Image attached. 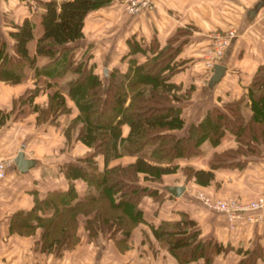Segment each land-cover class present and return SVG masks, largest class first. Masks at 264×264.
I'll use <instances>...</instances> for the list:
<instances>
[{"label": "crops", "instance_id": "0c3cea01", "mask_svg": "<svg viewBox=\"0 0 264 264\" xmlns=\"http://www.w3.org/2000/svg\"><path fill=\"white\" fill-rule=\"evenodd\" d=\"M7 1L8 4L0 0L1 14L6 10L11 13L17 10L16 14L24 11L23 5L20 8L17 7L19 3L14 6L15 0ZM24 17L29 14L22 13L15 22L20 23ZM178 27L185 28L188 34L182 37L184 42L174 58L182 63V68L169 81L179 86L181 93L187 92L179 104L184 121L181 132L191 122H198L211 107L246 92L257 66L264 62V0H155L151 10L134 14L128 13L119 0H111L86 14L82 36L71 44L76 47L79 58L94 65L95 73L98 74L99 66L102 72L106 68V75L99 74L101 78L116 70L119 80L131 61L141 63L151 55L148 50L130 52L127 39L132 38L140 47L155 39L162 46ZM13 29L6 22H0L4 38ZM227 29H233L234 35L216 62L222 71L218 78H213V67L205 65V51L212 34ZM37 65L41 66L38 60ZM28 75L15 84L0 81V155L11 160L5 177L0 179V264H180L165 246L158 243L152 227L162 220H178L181 213L196 222L199 238H212L231 247L226 253L216 255L209 264H236L254 247L260 253L255 264H264V209L256 221L242 220L231 225L223 213L205 207L192 196L195 190L212 197H235L241 201L264 195V150L257 156H241L239 160L243 166L213 169L214 177L206 185L196 183L194 178L186 180L180 172L184 166L208 170L200 156L174 159L172 163L178 167L176 172L163 174L161 183L145 180L140 174V183L158 188L162 199L155 201L151 196L142 197L138 206L143 221L126 239L120 229L113 236L100 232L90 237L84 223L91 214L82 213L77 215L78 242L59 254L51 249H40V227L29 235L10 232L11 216L16 211L31 209L34 195L43 198L49 191H64L71 181L77 197H85L87 185L84 180L66 178L62 166L92 152V147L76 139V131L70 133L69 140L64 135L65 120L68 123L78 113L69 97H66V104L70 111L59 115L56 124L37 122L36 112L17 113L18 105L14 107V100L34 86L35 79ZM46 102L43 90L33 98V103L38 106H44ZM241 111L249 117L251 111L247 101H243ZM127 132L128 126L122 125L121 135L125 136ZM228 136L212 150L234 147L235 141ZM19 151L33 161L25 171H19L13 162ZM134 159V156L122 155L109 160L107 166H124ZM94 160L97 168L102 170L103 156L98 154ZM171 175L177 179L167 180ZM168 185H183L184 190L179 196H173L165 190ZM184 264L205 263L198 259Z\"/></svg>", "mask_w": 264, "mask_h": 264}, {"label": "trees", "instance_id": "16d2710c", "mask_svg": "<svg viewBox=\"0 0 264 264\" xmlns=\"http://www.w3.org/2000/svg\"><path fill=\"white\" fill-rule=\"evenodd\" d=\"M110 1H40L42 30L35 40L33 53L28 50L33 37L30 19L24 18L8 32L11 48L7 49V41L0 32V81L21 82L30 70L35 79L34 86L14 100L17 113L36 112L37 122L56 124L59 115L70 111L66 104L69 97L78 113L64 127V135L69 140L70 133L76 131V139L92 147L88 156L62 166L66 178L84 180L85 197H77L70 181L64 191H49L43 198L34 195L31 209L16 211L10 218V232L29 235L40 227V249H51L56 254L78 242L77 215L80 213L91 214L84 223L90 237L100 232L113 236L120 229L126 239L143 221L138 206L142 197L162 199L158 188L140 183V174L145 180L161 183L163 174L175 171L174 159L200 155L205 141L216 145L228 132L236 145L213 153L208 170L181 168L186 180L194 178L200 185L213 179V169L243 166L241 156H257L264 150V62L257 66L245 93L211 107L198 122L179 132L184 123L179 104L187 92L177 93L180 87L169 79L182 68V63L174 58L188 31L178 27L162 46L155 39L145 47H140L132 38L127 39L130 52L148 50L151 55L141 63L131 61L119 80L116 70L101 78L92 64L79 59L71 43L82 36L86 14ZM39 56L46 58L41 66L37 65ZM40 90L47 96L44 106L33 103ZM244 100L251 111L247 119L240 112ZM124 124L128 132L122 136ZM98 154L103 156L102 170L94 160ZM122 155L135 159L124 166H107L109 160ZM152 233L180 264L198 259L209 264L216 255L231 249L215 239L199 238L196 222L186 213H181L178 220L160 221L152 227ZM259 256V249L254 247L236 264H255Z\"/></svg>", "mask_w": 264, "mask_h": 264}, {"label": "built area", "instance_id": "2783aa9c", "mask_svg": "<svg viewBox=\"0 0 264 264\" xmlns=\"http://www.w3.org/2000/svg\"><path fill=\"white\" fill-rule=\"evenodd\" d=\"M119 2L131 14L151 9L155 5V0H119ZM233 35V29L212 34L211 42L205 51V65L208 68L213 67L222 57ZM10 164V159L0 155V179L5 177ZM195 196L205 207L223 213L231 225L242 220L256 221L261 217V211L264 209V195L247 201H241L235 197H212L201 192H197Z\"/></svg>", "mask_w": 264, "mask_h": 264}, {"label": "rangeland", "instance_id": "374dc122", "mask_svg": "<svg viewBox=\"0 0 264 264\" xmlns=\"http://www.w3.org/2000/svg\"><path fill=\"white\" fill-rule=\"evenodd\" d=\"M4 1H6L5 3H7L8 4V1L7 0H4ZM16 1H17V3H16ZM19 1V2H18ZM20 1H22L21 3H20ZM40 1H44V0H15V1H13L15 4H14V6H16V5H18V3L20 4V6H17V7H21V5H23V9H24V11L22 12V13H26V15H28L29 14V17H24V18H28V19H30L31 21H32V23H33V37H32V39L29 41V43H28V50H29V52L30 53H33V50H34V44H35V40H36V38L40 35V33H41V30H42V26H41V24H40V21H39V14H40V11H41V4L39 3ZM27 7H26V6ZM19 8H17V9H19ZM11 9V8H10ZM152 9V8H151ZM151 9H148V10H151ZM16 13H17V10H16ZM16 13H11L10 11H8V10H6V12L5 13H0V22L2 21V22H6V24H8V26H11L12 28H13V25L15 26V25H17V24H21V22L23 21V19H22V21H20V23H17V22H15L16 20L18 21L20 18V15L22 14H16ZM17 15V16H16ZM226 31V30H225ZM217 32H223V31H217ZM2 38H4L3 36H1ZM7 38H4V39H6V41H7V49L8 48H11V45L9 44V42L11 41V37H10V35L8 34V36H6ZM8 39V40H7ZM79 59H82V58H79ZM79 59H77L76 60V62L77 61H79ZM37 60H38V64L39 65H41L43 62H45L46 61V59H45V57H43V56H39L38 58H37ZM83 60V59H82ZM93 69H95L94 68V65H93ZM97 72H98V74H100L101 76H102V74H104L103 72H102V70H101V66H99V67H97ZM28 76H32V74H31V70L30 71H28ZM118 75H116V77H117ZM119 78V77H118ZM177 93H180V90H177ZM244 101H246V100H244ZM242 106V105H241ZM240 112H241V114H242V111H241V108H240ZM243 115V114H242ZM243 117L244 118H246L244 115H243ZM247 119V118H246ZM191 123H193V122H191ZM190 123V124H191ZM67 124V120H65V122H64V127H65V125ZM189 124V125H190ZM184 126V125H183ZM188 126V125H187ZM186 126V127H187ZM185 127V128H186ZM228 135H230V136H232L230 133H225L224 134V136L221 138V140H220V142H222V141H224V139H228L229 138V136ZM232 138H233V136H232ZM224 144H226V143H224ZM217 145V144H216ZM216 145H211V143L210 142H208V141H205L202 145H201V149H202V153L200 154V155H198V156H200L201 158L203 157V161L205 162V164L206 165H208V160L211 158V156H212V154L213 153H217V152H220V151H216V150H212V148H214ZM224 150V149H223ZM222 151V150H221ZM5 158V157H4ZM5 159H9V158H5ZM176 168H178V167H176ZM175 170H177V169H175ZM182 170H180V172H181ZM176 172V171H175ZM183 174V173H182ZM183 176L185 177V175L183 174ZM170 179H167V180H175V179H177V177L176 176H173V175H171V177H169ZM163 183H165V181H163ZM193 191V190H192ZM196 190L195 191H193V194H192V196H193V198L194 199H196L194 196L196 195ZM197 200V199H196Z\"/></svg>", "mask_w": 264, "mask_h": 264}, {"label": "water", "instance_id": "95a60500", "mask_svg": "<svg viewBox=\"0 0 264 264\" xmlns=\"http://www.w3.org/2000/svg\"><path fill=\"white\" fill-rule=\"evenodd\" d=\"M213 69H214L213 78H218L219 74L222 71V67L215 63L213 65ZM103 73L104 75H106V68L103 69ZM13 162L19 171H25L33 163L31 159L25 158L21 151H19L16 154V156L13 159ZM165 190L168 191L173 196H179L183 192L184 186L183 185H168V186H165Z\"/></svg>", "mask_w": 264, "mask_h": 264}]
</instances>
